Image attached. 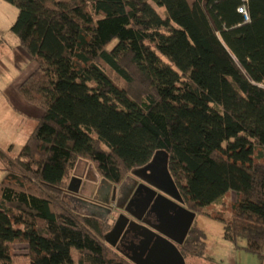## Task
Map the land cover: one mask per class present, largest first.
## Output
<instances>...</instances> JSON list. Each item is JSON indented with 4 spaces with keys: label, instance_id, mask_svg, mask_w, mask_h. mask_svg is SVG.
<instances>
[{
    "label": "trees",
    "instance_id": "trees-1",
    "mask_svg": "<svg viewBox=\"0 0 264 264\" xmlns=\"http://www.w3.org/2000/svg\"><path fill=\"white\" fill-rule=\"evenodd\" d=\"M3 1L41 115L0 149V264H132L64 196L79 160L119 185L158 150L183 206L264 257V0ZM178 248L202 257L204 230Z\"/></svg>",
    "mask_w": 264,
    "mask_h": 264
},
{
    "label": "rangeland",
    "instance_id": "rangeland-1",
    "mask_svg": "<svg viewBox=\"0 0 264 264\" xmlns=\"http://www.w3.org/2000/svg\"><path fill=\"white\" fill-rule=\"evenodd\" d=\"M188 1L192 2L193 0ZM155 8L160 15H163V10L161 8L157 6H155ZM16 15L17 9L15 6L0 0V42H2L3 45L5 44L3 48H1L2 45L0 44V50L3 53L0 55V86H4L14 77V47H18V41L15 35L10 32L9 28L14 22ZM6 48L8 49L7 51H5ZM0 109L3 110V112L6 111L10 118L18 116V113L14 111L6 101H0ZM33 125H35L34 122ZM167 161L168 155L164 150L156 151L148 163L130 171L120 186L129 188L134 182L139 180L142 183L155 187L160 193L173 195L175 193V186L168 171ZM75 176H78L81 186L87 187L86 189H88L87 192H90V197L86 199L90 201L95 195L94 184L97 183L100 185L99 180L101 181L102 178L96 173L92 163L83 159L76 163L70 175L69 184L72 183V178ZM79 188L80 186L73 190V193L70 191L72 194L70 192L65 194L64 198L73 209L85 211L86 208L85 210L82 209L79 197L74 195V193L81 195ZM97 192L98 189L96 193ZM234 198L235 194L231 193L228 196V201L234 200ZM117 215L118 212L115 211L109 218L112 224ZM193 223L202 228L206 234L205 254L202 257H185L186 264H264V257L259 258L244 249L235 247L233 243L225 240L223 237V224L220 221L203 214H197ZM239 245H243V243L241 242ZM73 257L76 259L77 255L74 254Z\"/></svg>",
    "mask_w": 264,
    "mask_h": 264
},
{
    "label": "water",
    "instance_id": "water-1",
    "mask_svg": "<svg viewBox=\"0 0 264 264\" xmlns=\"http://www.w3.org/2000/svg\"><path fill=\"white\" fill-rule=\"evenodd\" d=\"M70 185L68 190H71ZM142 186L145 188L146 195H141L137 200L140 201L138 214L130 212L136 221L129 222L127 215H119L114 220L111 230L106 234L105 242L134 264H186L178 246L183 243L196 214L183 206L176 191L173 199H170L145 185ZM102 188L105 189L106 196L111 197V202L117 203L121 186L112 185L102 178L98 191ZM137 191L138 188L134 192ZM88 203L91 207L87 209L85 213L87 215L106 220L113 213L114 206L110 207L109 201H104L103 204L90 200ZM146 213L154 214L156 223L146 221L140 223L141 217ZM132 223L140 230L137 235L141 236V240L135 247L138 252L133 251L132 254H129L119 250L116 246L126 234L136 230L131 226Z\"/></svg>",
    "mask_w": 264,
    "mask_h": 264
},
{
    "label": "crops",
    "instance_id": "crops-1",
    "mask_svg": "<svg viewBox=\"0 0 264 264\" xmlns=\"http://www.w3.org/2000/svg\"><path fill=\"white\" fill-rule=\"evenodd\" d=\"M0 44L2 45L1 48L5 47V44L3 45L2 42H0ZM7 50L8 49L6 48L5 51ZM14 51H15V54H14L15 71L13 74L14 77L10 82H7L4 86H0V101L1 100L6 101V103L10 107H12L14 111L18 113V116H16L15 118H10L9 114L6 111L3 112V110L0 109V114L2 115V116L0 115V149L9 150V153L12 155L16 154L20 150V148L26 141L27 137L34 129L36 125V119L41 115L40 109L29 104L26 100H24L17 90L19 84L29 75V73H31L36 68V63L30 58V56H28L22 50V48L19 45L16 48L14 47ZM2 54L3 53L0 50V55ZM33 122L35 125H33ZM1 176H2V167L0 164V178ZM71 182H72L70 183L71 185L69 184L71 190H68V191H73L80 186L79 189H80L81 195H79L78 197L81 199L82 209L85 210L86 208L85 211H81V212L86 213L87 209L91 207L88 203L89 200H87L90 197V192H87L88 190L86 189L87 187H83L79 184L80 181L78 179V176L73 177ZM99 184H100V180H99ZM146 185L149 188L160 193L155 187L150 186L148 184ZM134 187L135 186L133 184L132 189ZM98 188H99V185L95 183L94 184L95 193ZM160 194L166 196L167 198L173 199V196L175 193L173 195H166L164 193H160ZM138 237L139 238L137 239V241L132 242L128 250H125V252L129 254H132L133 251L135 253L138 252V250H136L135 247L139 245L141 236H138ZM131 263L134 264V262H131Z\"/></svg>",
    "mask_w": 264,
    "mask_h": 264
},
{
    "label": "flooded vegetation",
    "instance_id": "flooded-vegetation-1",
    "mask_svg": "<svg viewBox=\"0 0 264 264\" xmlns=\"http://www.w3.org/2000/svg\"><path fill=\"white\" fill-rule=\"evenodd\" d=\"M141 184L147 186L145 183H142L139 180H138V182H134L135 187L133 189H132V185L129 188L121 186L120 191H119L120 194L117 197V203L111 202V197L106 196L104 188H102L100 191L95 193L93 198L90 200L98 202V203H103L104 201H109V204H110L109 206L110 207L114 206L113 212H115V211L118 212L117 217L121 214H124V215H127L129 217V222H131V220L136 221V219L134 218V216H132V214L130 212H132L134 214H138V206L140 207V204H139L140 201L138 202L137 200L140 199L141 195H146L145 188ZM138 185H140V186H138ZM119 186H120V184L117 185V187H119ZM136 188H138V191L135 193L134 191L136 190ZM74 195L79 196L77 193H74ZM119 206H120V208H117ZM142 221H146V222H150V223H156L155 222V215L151 214V213H146L141 217V221H139V222L142 223ZM131 226L133 228H136V230H133L134 232L132 231L131 233L126 234V236L120 242H118V244L116 246V247H118L119 250H122L123 252H125V250H128L130 244H132V242H134V241H137V239L139 238L138 237L139 235H137V233L140 232V230L133 223Z\"/></svg>",
    "mask_w": 264,
    "mask_h": 264
},
{
    "label": "built area",
    "instance_id": "built-area-1",
    "mask_svg": "<svg viewBox=\"0 0 264 264\" xmlns=\"http://www.w3.org/2000/svg\"><path fill=\"white\" fill-rule=\"evenodd\" d=\"M238 10L239 12L243 13L246 16V8L244 6L240 7ZM246 19H247V16H246Z\"/></svg>",
    "mask_w": 264,
    "mask_h": 264
}]
</instances>
